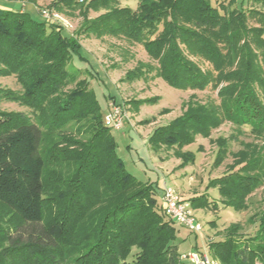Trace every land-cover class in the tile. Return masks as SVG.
Returning <instances> with one entry per match:
<instances>
[{"label":"trees","instance_id":"1","mask_svg":"<svg viewBox=\"0 0 264 264\" xmlns=\"http://www.w3.org/2000/svg\"><path fill=\"white\" fill-rule=\"evenodd\" d=\"M114 1L90 0L86 9L107 7V11L84 20L80 33L122 29L156 61L158 75L172 87L217 86L223 63L232 65L239 50L236 66L222 73L227 83L217 91L222 117L209 106L192 108L153 129L148 137L153 152L191 144L196 134L207 135L219 118L264 135V100L257 94V89L264 91L260 64L264 58L256 56L247 36L249 31L256 46L264 47L263 10L241 4L216 7L211 0H143L135 9L110 8ZM80 2L51 0L52 8L38 13L47 10L52 16V10L72 9L82 6ZM251 16L258 23L247 29ZM53 19L39 21L25 9L0 7V76L14 75L21 86V92L0 87V102H19L32 113L0 110V213L7 217V221L0 218V264H182L175 222L157 202L155 186L126 170L93 89L86 78L75 81L68 72L74 56L85 59L79 31L68 34L52 24ZM213 37L228 42L229 59ZM190 40L199 45L217 74L212 76L185 55L182 46ZM236 41H241L238 49ZM140 68L125 78L143 76ZM74 81V88L66 92L64 88ZM68 117L79 122L77 132H88L85 141L58 133L66 128ZM61 143L69 146L59 147ZM221 152L217 151L215 165ZM179 156L184 165L193 162L192 152ZM52 163L58 171L56 184L46 188L44 174ZM239 163L238 169L208 186L217 189L223 206L246 210L245 197L264 182V153L241 157ZM187 201L192 210L208 206L203 195ZM256 222L247 235L239 234L238 223L230 224L223 239L208 244L209 256L221 264H264V210Z\"/></svg>","mask_w":264,"mask_h":264},{"label":"rangeland","instance_id":"2","mask_svg":"<svg viewBox=\"0 0 264 264\" xmlns=\"http://www.w3.org/2000/svg\"><path fill=\"white\" fill-rule=\"evenodd\" d=\"M2 0H0L1 2ZM20 3L19 10H26L34 19L42 20L38 9L52 8L51 0H16ZM83 5L72 9L52 10L54 23L58 24L68 34L79 31L78 40L81 45L82 55L85 59L76 56L69 62L68 72L73 73L75 81L86 78L89 87L93 89L101 113L107 112V105L119 106L122 112L123 124L120 129H110L115 140V151L121 159L126 170L142 182H151L156 191L154 196L157 202H162L164 186H171L182 199L188 200L195 195H203L208 201V206L193 210L195 220L200 223L201 231L192 232L188 228L175 223V244L181 261L188 262L192 253L208 252V244L214 240L224 238L225 229L232 223L240 226L239 234L247 235L256 228L257 216L264 210V182L252 193L245 197L246 210H235L223 206L221 197L216 188L209 182L223 174L240 167L241 157H251L263 154L264 135L250 133L247 126H236L229 121L219 118L216 126L210 128L207 135L196 134L191 144L183 147H160L157 153L153 152L148 144V137L154 128L166 125L174 119L185 115L187 111L199 106H209L211 111H216L221 116L220 100L217 91L227 82L223 74L232 70L237 64L223 63L219 70L214 69L207 62L206 57L199 50V45L190 40L182 46L185 55L194 61L202 70L213 75L217 74L216 85L204 89L175 88L168 85L157 73V63L147 55L142 45L134 38L128 37L122 29L114 27L111 30L101 28L94 32L82 31L84 20H94L107 11V7L86 9L90 0H81ZM100 1V0H98ZM143 0H115L110 8L128 6L135 9ZM211 0L216 7L226 4L231 8L237 4L249 9L256 7L264 11V3L255 0ZM109 8V9H110ZM255 17H249L247 29L255 25ZM88 32V33H87ZM248 40L256 56L264 58V47L257 45L255 39L247 31ZM222 55L229 59L230 50L228 42L222 38L213 37ZM241 41L234 42L238 49ZM224 57V58H225ZM225 59V60H226ZM264 65V60L260 62ZM143 65L141 68L140 66ZM142 69L143 76L135 80H127L126 74L136 68ZM89 68V70L87 69ZM264 72V68L262 67ZM74 82L67 85L64 90L70 92ZM0 87L21 92V86L14 75L0 76ZM216 87V88H215ZM258 97L264 100V91L257 89ZM81 104L77 105L80 111ZM0 110L23 112L32 116L30 109L16 101L2 100ZM222 117V116H221ZM79 122L68 117L66 128L58 131L59 134L85 141L88 132L75 129ZM84 129H86L84 127ZM69 146L61 143L59 147ZM222 149L219 165L214 164L217 151ZM192 152L193 162L182 164L180 154ZM155 163H158L155 165ZM48 165V164H47ZM58 171L55 165L49 164L44 174L46 188L55 187ZM0 218L6 219L0 213ZM2 220V221H3ZM7 221V219L5 220ZM4 227L12 226L2 222ZM5 244V242H3ZM217 260V259H216ZM219 264L220 261L217 260Z\"/></svg>","mask_w":264,"mask_h":264},{"label":"built area","instance_id":"3","mask_svg":"<svg viewBox=\"0 0 264 264\" xmlns=\"http://www.w3.org/2000/svg\"><path fill=\"white\" fill-rule=\"evenodd\" d=\"M44 19L52 20V16L47 10L41 12ZM104 125L114 129H120L123 124L122 112L119 106L109 104L107 112L103 117ZM162 207L164 214L181 226L188 228L192 232L201 231V225L194 216L190 203L180 198L171 186H164L162 192ZM182 262V261H181ZM182 264H219L218 261L209 256L207 252L192 253L188 256V262Z\"/></svg>","mask_w":264,"mask_h":264},{"label":"crops","instance_id":"4","mask_svg":"<svg viewBox=\"0 0 264 264\" xmlns=\"http://www.w3.org/2000/svg\"><path fill=\"white\" fill-rule=\"evenodd\" d=\"M0 7L3 9L19 10L21 6L18 1L2 0L0 2ZM157 164L158 163H155V165Z\"/></svg>","mask_w":264,"mask_h":264}]
</instances>
